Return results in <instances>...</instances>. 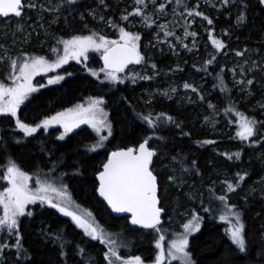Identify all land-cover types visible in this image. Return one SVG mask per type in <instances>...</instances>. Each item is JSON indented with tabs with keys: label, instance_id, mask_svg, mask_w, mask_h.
I'll return each instance as SVG.
<instances>
[{
	"label": "trees",
	"instance_id": "trees-1",
	"mask_svg": "<svg viewBox=\"0 0 264 264\" xmlns=\"http://www.w3.org/2000/svg\"><path fill=\"white\" fill-rule=\"evenodd\" d=\"M99 1L76 0L73 5L64 3L57 12L42 11L49 17L55 14V25L49 26L47 32L56 30L63 36H70L81 30L83 25L86 29L95 30L97 25L87 11L96 7ZM60 2L61 0H48L41 4L45 8H51ZM104 2L113 5L110 0ZM233 3L231 14L224 10L218 12L215 18H213L215 13L211 15L213 23L210 26L214 33L222 34V39L229 46L245 44L244 52L252 55L255 47L264 51V5H261L259 0H233ZM26 10L27 8L23 14ZM241 12L244 13V20L238 23L237 17ZM111 20L116 25L115 15ZM233 20L237 21L236 25ZM64 24H67L66 28L61 30ZM151 29L152 27H148L140 32V46L149 47ZM45 41L52 49L53 40L49 35H46ZM201 48L199 45L192 54L185 57L190 60L196 52L203 59L204 52ZM97 55L96 53L90 58L87 66L92 65L93 68L99 66ZM182 56V54L176 56L180 58L179 64H182ZM174 58L166 54L158 59L156 55L150 53L147 65L148 67L156 65L154 69L158 72L156 75L151 79H141L140 76H147L141 74L137 75L135 82L127 79L123 83L112 85L102 83L101 80L86 73L81 65L78 68L72 65L73 67H69L71 74L69 77L56 85L39 89L27 100L24 107L18 109V117L24 123L34 126V122H38L43 116H53L80 102L84 96L102 94L105 97L112 128V138L107 144L110 150L137 146L145 138L153 137L150 146L157 150L153 171L159 181L160 206L165 209L162 228H179L185 218L182 212H186V216H191L195 211L202 217L200 229L188 237V250L194 264H264V185L255 181L263 171L264 162L262 164L261 160L264 161V141L258 144L241 141L236 136L238 126L235 114L228 113L226 109L234 106L239 112L257 121H264V111L262 107L251 108L253 105L250 99L240 98L241 94L236 93L235 87L231 84L226 66L216 73L214 68L216 63H202L201 69L198 70L199 73L205 72L208 79H214L207 80L208 84L204 87L208 88L207 93H204L201 87L196 92L190 89L191 95L188 99L153 95L154 97L144 104L140 96L148 82L149 86L153 80L161 85L163 79L181 82L189 77L188 65L179 67L182 69L179 72L167 71L166 67ZM253 75V84L249 86L253 93L262 99V105L264 75H260L259 72ZM218 77L223 79L227 91L220 90ZM209 104L214 108H210ZM161 113L165 114V117L171 116L173 122L161 118L153 130L142 119L149 114L155 119ZM12 126L16 127L14 119L0 116V167L11 158L24 170L49 176L55 173L58 177L61 176L64 179L62 182L66 181L67 189L74 200L93 213L97 224L109 233L118 234L123 249L132 255L139 254L144 260L153 258L156 253L155 231L132 227L126 217L112 216L97 198L95 175L110 150L105 148L100 151H89L88 147L93 137L87 128H80L64 140H59L54 129L45 131L40 128L31 136H25ZM208 126H211V129ZM259 132L264 134V127H260ZM204 140L215 143H200ZM236 152L241 154L239 159L235 156L232 159L228 158V155ZM185 168L187 171L183 170ZM58 171H61V174ZM217 171L226 173V177L222 180L223 186L217 185L212 188L209 185L210 180L220 178L219 174L215 175ZM237 173L246 174L245 179L234 192H227L226 184L223 182L227 180L235 184ZM169 176L176 178L175 183L169 181ZM191 181L200 184L202 198L199 201H190L185 197L187 184ZM225 194L229 204L235 205L242 213L246 238L244 253H240L232 245L225 234V223L218 218L220 213L215 211L219 205L215 197ZM210 201L213 211L206 213L202 204L208 207ZM28 212H32V215H24L19 219V232L21 245L29 258L18 260L15 247H10L0 254V264H107L104 259V253L107 251L105 246L98 240H91L85 236L69 217L42 204L33 206ZM167 229L164 228L165 233ZM57 234L63 237V248L61 240L56 239ZM1 241L9 245H15L16 242L15 238ZM81 248L84 249L83 254L79 252Z\"/></svg>",
	"mask_w": 264,
	"mask_h": 264
},
{
	"label": "snow or ice",
	"instance_id": "snow-or-ice-1",
	"mask_svg": "<svg viewBox=\"0 0 264 264\" xmlns=\"http://www.w3.org/2000/svg\"><path fill=\"white\" fill-rule=\"evenodd\" d=\"M171 3L172 0H167ZM227 6L229 0H221ZM66 3L73 5L76 0H61L60 3L45 8L42 4L37 5L36 0H0V18H22L24 10H35L39 8L40 11L57 12L62 5ZM151 3L155 9L154 13H146V9ZM261 5H264V0H259ZM100 4H104V0H100ZM135 7L131 12L121 17L122 20H128L130 16L141 17V22L146 27H151L156 21L152 18L154 14H164L165 3H159L157 0H134ZM176 7L183 6L187 9L188 17H202L206 20L208 25H212L213 21L209 19L202 12L188 9L183 0H175ZM176 7L173 8V15H177ZM199 7L198 5L196 6ZM246 7V5H245ZM90 14L95 18L94 11ZM183 16V13H179ZM187 19V17H185ZM104 21V17H100ZM244 13L241 12L237 17L238 23L243 22ZM110 27H116L112 20L106 22ZM22 25H17V31L22 30ZM159 29L164 33L165 37L173 36L174 33L168 30L167 24L158 25ZM197 33L188 32L185 30V36L196 37ZM225 35L227 33L225 32ZM209 40L216 51H220L225 47L221 40L215 39L211 33L208 32ZM179 39V38H177ZM141 36L138 33L127 31L124 27H119V39L109 40L104 35L92 32L90 35H73L70 39H59L57 44L63 45V55H59L58 50L53 48V53L56 54L55 60H49L42 55L21 54V58L12 59L7 57L9 63L8 79L11 84L0 82V116L10 117L15 120L16 128L23 132L25 136H31L36 133L38 129L43 128L45 131L52 125H60L64 132L58 137L63 140L65 135L71 132L74 128L79 127L80 124H88L96 132L99 137L98 141L88 150L95 151L96 148L102 147L103 142L107 136L100 135L102 129H107L111 135V124L108 121V114L102 107L105 103L103 98L90 97L87 106L77 104L73 108L66 109L63 112H57L55 115L46 117L40 123L33 125L24 123L18 117V109L29 98V95L36 92L38 89L33 86V77L40 73H47L66 64L70 59L80 62V58L87 59V53L90 50L100 52L102 51L101 59L104 62V68L101 69L105 73L106 78L113 83L123 80L119 78L117 73H122L130 64L139 65L145 62V57L141 54L139 41ZM0 47H3L0 45ZM185 47H187L185 45ZM237 56L242 53L237 52ZM215 56L205 61V64H211L215 60ZM4 57H0L3 60ZM155 69L156 65H151ZM69 75H71L69 73ZM92 75H96L92 72ZM136 73H133L131 79L135 82L137 78ZM141 79H151L150 76H140ZM64 77L57 75L48 80V84H56L63 80ZM220 90L227 91L222 78H219ZM240 83H243L241 81ZM247 84H253V80H247ZM44 87V85H40ZM184 88H191L193 92L197 89L192 85L185 83ZM173 91H175L173 89ZM167 95V93H165ZM203 99V97H201ZM210 108H214L209 104ZM264 108V104L261 105ZM228 113H234L238 130L236 136L241 141H251L252 144H258L264 141V134L259 132L260 127H264V121H257L253 117L246 116L239 112L234 106L226 109ZM161 118L168 122H173L171 116L165 117L161 113L155 119L151 114L142 117L143 121L147 123L149 128L155 130ZM179 125H177L178 127ZM187 135V134H185ZM153 137L149 136L139 143L138 148H127L111 152L108 155L107 162L103 164V170L97 174L96 179L99 181V186L96 191L102 197L115 213H129L130 223L138 225L143 229H150L156 233L164 231L162 228V214L165 209L160 206L159 197V181L157 175L153 171L154 157L157 156V150L150 146V140ZM255 138V139H253ZM202 144H213L215 141L204 140ZM228 155V154H226ZM240 152L228 155L229 159L235 156L240 158ZM175 160V158H173ZM195 165V161H193ZM5 170L0 179L7 182V187L0 191V209L3 210L0 215V232L5 229L9 236H15V245L8 243H0V254L10 247H15L17 259H28L26 250L21 245V236L19 232V217L28 215L32 212H26V206L40 201L41 204H48L50 207L56 209L62 215L69 217L75 226L83 230L85 236L91 240H98L103 244L107 251L104 253V259L107 264H144L140 256H130L123 259L118 254L120 242H118V234L108 233L99 224L90 222L86 217L92 218L91 212L81 214L79 205H76L68 194L66 187L57 188L52 183L42 181L39 176L36 179V188L33 190L29 187V180L31 176L22 170L20 166L11 158H8L4 166ZM187 171V169H183ZM54 171V169H53ZM246 175V174H245ZM245 175L237 173L235 184L229 181H224L227 192H234L241 181L245 179ZM169 181L175 183L174 176L168 177ZM50 193L56 194V199H53ZM219 201V205L215 209L220 213L219 219L226 221L228 227L225 234L230 239L240 253L246 252V238H245V224L242 219V213L236 209L235 205L228 202L227 195H220L215 197ZM203 207V211L208 213L213 211L212 202H209L208 207ZM200 217L195 211L191 213V218L187 222L182 223L183 232L173 233V238L167 244L165 251L164 241L165 236L159 235L155 242V247L158 252L155 256L153 264H164L166 257L170 261H178L179 264H194L191 253L187 250L189 247V235L197 232L201 227ZM56 239L61 240V247L63 248V237L57 234ZM83 254L84 249H79ZM63 254V253H62Z\"/></svg>",
	"mask_w": 264,
	"mask_h": 264
},
{
	"label": "rangeland",
	"instance_id": "rangeland-1",
	"mask_svg": "<svg viewBox=\"0 0 264 264\" xmlns=\"http://www.w3.org/2000/svg\"><path fill=\"white\" fill-rule=\"evenodd\" d=\"M46 1L48 0H36L38 6ZM111 2L113 3V5H109V3L107 4L106 2H104L103 5H101L99 1L96 7L87 11L88 15L91 17L95 25H97L95 30L86 29V26L83 25V28L81 30H79L75 34H71L70 36H63L62 34H59V32L56 30L54 31L52 30L51 33L47 32L49 26L55 25V21H54L55 14L49 17L44 14L45 12L40 11L39 8L35 10L27 9L26 12L22 15V18H18V19L13 17H9L7 19L0 18V45L3 46L0 47V57H4L3 60H0V82H3L5 84H11V80L8 79L10 70H9V63L7 57H11L12 59H17V58L22 59L21 54H32V55H42L49 60H55L57 56L55 53H53L52 51L53 48H56L58 50L59 55L61 56L63 55V45L57 44V40L59 39H70L73 35H90L92 32H96L98 34L104 35L109 40H116L119 39V27H124L127 31L138 34H140V32L148 28L141 22V17L130 16L129 19L126 21L121 19L123 15H126L127 12H131L133 10V8L135 7L134 0H110V3ZM159 3H165V12L164 14L157 13L153 15L152 18L156 22L151 26L152 29L150 30L151 31L150 45L149 47L145 45L140 46V51L141 54L145 57V62L130 67L123 73L120 74L117 73V75L121 80H123V82L126 81L127 79H131L133 73H136L138 75L146 74L147 76L153 77L158 72L154 70L152 67H148L147 65V61L150 58V53H152L156 55L158 59H160L166 54H170L172 57H175L173 62L168 64V67H166V69H168L167 71L179 72L182 70L181 68L183 66L188 65L187 75H189V77L187 76L181 82H175L174 80L171 79L170 80L163 79L162 82L163 84L161 85L157 84V82L153 80L151 82V85L149 86V82H148L146 89H143L141 92L142 93L140 96L141 101L144 104H146L152 99V97H154L153 95H157L158 97L166 96L167 98H172L177 96L179 99L182 98L188 99V97L191 95V90H190L191 88L185 89L184 88L185 83L188 84L192 83V86L195 87L196 89H200L202 87V90L205 91L204 93H207L209 91L208 88H204L208 84L207 80L209 79L214 80V79L212 78L208 79L205 72L199 73L198 70L201 69L202 63H205V61L211 59L212 56H215L216 58L215 60H213L212 63L217 64L214 66L216 73H218L222 69V67L226 66V71L228 72L231 84L233 87H235L236 93L241 94L240 98L248 99V100L250 99V103L253 105L251 106V108L261 107L262 99L258 95L253 93L249 84H247V80L249 79L252 80L254 78L253 73L255 72H259L260 75H264V51H262L261 49L258 50V48L255 47L252 55L249 52H244V50L246 49L245 44H241V45L236 44L229 46V44H226L225 40L222 39L223 37L222 34H215L213 28L210 25H208L206 20L202 19V17H188L187 9H185L183 6L176 7L175 0H172L171 3H168L167 0H157V6ZM183 4H186L188 6V9L202 12L209 19H211V15L213 13H215V15L213 16V18H215L217 17L216 14L218 12H222L224 10H228L229 11L228 14H231L233 11H230V9L234 5L233 0H229L227 6H225L221 2V0H183ZM197 5L199 6L198 8L196 7ZM174 7H176L177 15H173ZM125 10H127V12ZM93 11L95 13V18L93 17L92 14H90ZM145 11H148L147 13H154L155 9L153 5L149 3ZM107 12L109 13L107 14ZM179 13H183V16L179 15ZM113 15H115L117 19L116 27H110L106 23L108 20H111ZM101 16L104 17V21L100 20ZM185 17H187V19H185ZM233 22L234 25H236L237 21L233 20ZM18 24L23 26L22 30L19 31L16 30ZM161 24H167L168 30L172 31L174 35L165 37L164 33L158 27V25ZM66 25L67 24H64L61 30L63 28H66ZM185 30H187L188 32L197 33L196 37L185 36ZM209 31H211L215 39L221 40L224 43L225 47L220 51H216V49L212 45V42L209 40L208 37ZM46 35H49L50 38L53 40L52 49L49 48L50 44L45 43ZM139 45H140V41H139ZM185 45L187 47H185ZM199 45L202 47L201 49L204 52L203 59L200 58L199 54L196 52L194 53L193 57L190 60L187 59L185 56L192 54V52L195 49H197ZM10 50H12V52H10ZM237 52L242 53V55L237 56L236 55ZM96 53L98 54L97 56L99 58V55L102 53V51L97 52L90 50L87 53V59L81 57L79 63L76 60L70 59L66 64H63L61 67L56 68L53 71L47 73H40L34 76L32 81L33 86L39 90L42 88H46L58 84L56 83L49 85L48 80L57 75L63 76L64 78L69 77V72H70L69 67L72 65H74V67L76 66L77 68L80 67L81 65V67L86 70V73L90 74L96 79L101 80L102 83L105 84L107 83L110 85L115 84L113 82H110L106 78L105 73L101 71V69L103 68L101 67L100 64L97 68H93L92 65L87 66L90 58L96 55ZM180 54L183 55L181 58L182 64H179L178 60L180 58L176 57L177 55ZM217 55H219V57ZM92 72H95L96 75H92ZM241 81H243V83H240ZM116 83H120V82H116ZM40 85H44V87H40ZM211 85L213 86V84ZM148 86H149V90H148ZM173 89L175 91H173ZM36 92L31 93L29 95V98ZM165 93H167V95H165ZM90 97L93 98L100 97L103 98V100L105 101V97L102 94L84 96V98L81 99L80 102H76L75 104L71 105L66 109L73 108L77 104H83L87 106ZM27 100L25 101V103L27 102ZM25 103L22 104L20 107L25 105ZM105 104L106 102L102 107L104 108V111L108 114V121L110 123L109 112ZM66 109L62 110L61 112L65 111ZM262 110L264 111V108H262ZM46 117H50V116H43L41 120H39L38 122L35 121L34 125L40 123ZM52 126L55 127L58 126V128L61 130L60 133L58 132L59 133L58 137L64 132V129L60 125L57 124ZM84 127L87 128L92 134L93 137L92 143L88 147L91 148L98 141L99 137L97 136L96 132L92 129V127H90L88 124H80L79 127H76L71 132L67 133L65 137L68 136L70 133H73L76 130ZM208 127L209 129H211V126ZM15 128L16 127L14 126L13 129L16 130ZM100 135L107 136V139L103 142V146L96 148L95 151H100L105 148H108L107 144L112 138V128H111V135H109L108 130L106 128L101 130ZM263 162L264 161L261 160L262 164ZM5 164L0 167L1 168L0 176L3 175V171L5 170L4 168ZM262 168L263 171H261V175L259 179L255 181L257 183L264 185V166H262ZM21 169L24 170L23 168ZM24 171L31 176V179L29 180V187L32 188L33 190H35L37 186L36 185L37 176H39V178L42 181L46 180L47 182L52 183L57 188H61L63 186L66 187L67 189L66 181L62 182L63 178L61 176L58 177V175L55 173L52 176H49L45 174H37L35 171L32 170H24ZM58 172L60 173L61 171ZM217 174L220 175V178L211 179L209 182V185L212 188H214L217 185L223 186L222 180L225 179L226 173H219L217 171L215 175ZM7 186H8L7 182L0 179V191H2ZM67 192L71 196L75 204L79 205V210L82 215H84L86 211L91 212L86 206H83L79 204L76 200H74L68 189ZM184 194L187 200L190 201L201 200L202 191L200 190V184H195L193 181L189 182L187 184ZM50 195L52 196L53 199H56L55 193H50ZM37 204H41L40 201H37L34 204L27 205L26 212H28V210H31V208ZM42 205H48V204H42ZM2 212L3 210L0 209V215H2ZM186 214H187L186 212H182V215L185 217L183 223L187 222V220L191 218V216L189 215L186 216ZM92 217H94L93 213H92ZM86 218H88L90 222L97 223L95 218L94 221L92 220V218L89 217ZM223 222L225 223V229H227L228 227L227 222L226 221ZM164 228L167 229L166 227H163V229ZM79 230L83 232L82 229ZM181 232H183L182 226H179V228L173 227L167 229V233H165L164 231L161 233L155 232L156 233L155 242L159 235H164L165 241L163 243L166 251L168 242L171 241L173 238H175L173 236V233H181ZM10 238L14 239L15 236L14 235L9 236L6 229L3 232H0V243H5L1 241L2 239H4L5 241V239H10ZM118 242H120L119 238H118ZM122 246L123 243L121 241L120 246L118 248V254L123 259H127L130 256H140L139 254H133V255L130 254L125 248L123 249ZM157 252L158 249H156L155 255L150 260H144L141 256L140 257L142 258L144 264H153ZM164 264H179V262L170 261L166 257Z\"/></svg>",
	"mask_w": 264,
	"mask_h": 264
},
{
	"label": "water",
	"instance_id": "water-1",
	"mask_svg": "<svg viewBox=\"0 0 264 264\" xmlns=\"http://www.w3.org/2000/svg\"><path fill=\"white\" fill-rule=\"evenodd\" d=\"M13 18H15V17H13ZM2 19H5V18H2ZM101 56H102V53L99 55V61H100V65H101V67L104 68V62H103V60L101 59ZM135 65H136V64H130L125 70H127V69H129L130 67L135 66ZM141 142H142V141H141ZM138 146H139V144H138L137 146H129V147L117 148V149L111 150V151L107 154V157H106L104 163L107 162L108 155H109L111 152L118 151V150H121V149H127V148H138ZM152 148H153V147H152ZM104 163H103V164H104ZM103 164H102L100 170H99V171L96 173V175H95L96 189H97V187L99 186V181L96 179V177H97V174H98L100 171L103 170ZM96 189H95V194H96L97 198L99 199V201H101V202L103 203V205L105 206V208L109 211V213H110L112 216H114V217H126L130 226L135 227V228H138V229H142V230H150V229H143V228H141V227L138 226V225H132V224L130 223V219H131V217H130V214H129V213H115V212H113V211L111 210V208L108 206L107 202H106L102 197L99 196V194H98V192L96 191ZM161 220H162V223H163V214H162Z\"/></svg>",
	"mask_w": 264,
	"mask_h": 264
},
{
	"label": "flooded vegetation",
	"instance_id": "flooded-vegetation-1",
	"mask_svg": "<svg viewBox=\"0 0 264 264\" xmlns=\"http://www.w3.org/2000/svg\"><path fill=\"white\" fill-rule=\"evenodd\" d=\"M48 129H54V130H56V131H57V139H58V134H59L60 131H61V130L58 128V126H57V127H55V126H51V127H49ZM58 132H59V133H58ZM70 134H71V133H70ZM70 134H69V135H70ZM69 135H68V136H69ZM65 138H67V136H66ZM65 138H64V139H65ZM64 139H63V140H64ZM59 140H60V139H59Z\"/></svg>",
	"mask_w": 264,
	"mask_h": 264
}]
</instances>
